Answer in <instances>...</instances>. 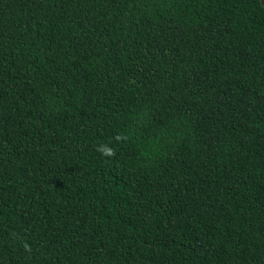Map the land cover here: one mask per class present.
<instances>
[{"label": "trees", "instance_id": "16d2710c", "mask_svg": "<svg viewBox=\"0 0 264 264\" xmlns=\"http://www.w3.org/2000/svg\"><path fill=\"white\" fill-rule=\"evenodd\" d=\"M0 264H264L260 0H0Z\"/></svg>", "mask_w": 264, "mask_h": 264}, {"label": "water", "instance_id": "95a60500", "mask_svg": "<svg viewBox=\"0 0 264 264\" xmlns=\"http://www.w3.org/2000/svg\"><path fill=\"white\" fill-rule=\"evenodd\" d=\"M260 3L264 7V0H260Z\"/></svg>", "mask_w": 264, "mask_h": 264}, {"label": "clouds", "instance_id": "9594fccd", "mask_svg": "<svg viewBox=\"0 0 264 264\" xmlns=\"http://www.w3.org/2000/svg\"><path fill=\"white\" fill-rule=\"evenodd\" d=\"M111 154H113V153L109 152V155H111Z\"/></svg>", "mask_w": 264, "mask_h": 264}]
</instances>
